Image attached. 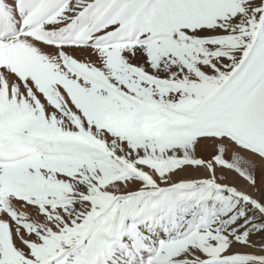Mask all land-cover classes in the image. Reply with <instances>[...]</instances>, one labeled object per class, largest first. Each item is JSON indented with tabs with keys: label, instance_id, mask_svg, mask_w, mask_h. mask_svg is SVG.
<instances>
[{
	"label": "snow or ice",
	"instance_id": "snow-or-ice-1",
	"mask_svg": "<svg viewBox=\"0 0 264 264\" xmlns=\"http://www.w3.org/2000/svg\"><path fill=\"white\" fill-rule=\"evenodd\" d=\"M0 264H264V0H0Z\"/></svg>",
	"mask_w": 264,
	"mask_h": 264
}]
</instances>
